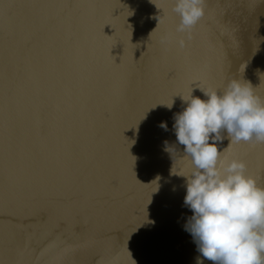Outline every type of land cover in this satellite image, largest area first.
Returning a JSON list of instances; mask_svg holds the SVG:
<instances>
[{"label":"water","instance_id":"water-1","mask_svg":"<svg viewBox=\"0 0 264 264\" xmlns=\"http://www.w3.org/2000/svg\"><path fill=\"white\" fill-rule=\"evenodd\" d=\"M153 2L0 0V264H197L174 116L233 78L264 97V0H206L190 33ZM223 135L264 186V143Z\"/></svg>","mask_w":264,"mask_h":264},{"label":"clouds","instance_id":"clouds-1","mask_svg":"<svg viewBox=\"0 0 264 264\" xmlns=\"http://www.w3.org/2000/svg\"><path fill=\"white\" fill-rule=\"evenodd\" d=\"M205 3L175 0L177 32H191L205 15ZM179 47H185L183 39ZM199 89L204 98L181 95L187 106L175 114L173 125L194 171L190 175L172 171L186 177L184 204L193 215L185 227L198 246L197 264L204 259L212 264H264V186L247 174L245 161L229 160L218 147L225 132L230 144L264 143V97L251 82L238 78L223 92ZM159 127L168 130L167 122ZM170 146L165 141V150L171 153Z\"/></svg>","mask_w":264,"mask_h":264}]
</instances>
